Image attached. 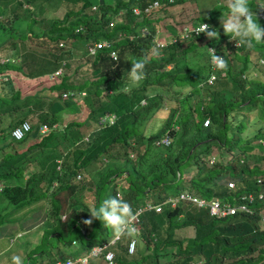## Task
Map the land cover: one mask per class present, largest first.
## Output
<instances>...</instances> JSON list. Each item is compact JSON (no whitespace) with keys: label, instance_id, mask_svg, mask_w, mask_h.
I'll list each match as a JSON object with an SVG mask.
<instances>
[{"label":"trees","instance_id":"obj_1","mask_svg":"<svg viewBox=\"0 0 264 264\" xmlns=\"http://www.w3.org/2000/svg\"><path fill=\"white\" fill-rule=\"evenodd\" d=\"M50 1L0 0V34L7 32L6 28L21 30L17 34L11 31L4 40H0V47L18 48L17 53L12 52L0 61V74L7 75L4 81H0V112L10 113L13 106H17L11 101L3 103L10 97L4 94L5 89L12 92L13 81L18 83L16 70L36 78L55 70L62 60L63 65L69 67L70 62L63 56H69L71 50L77 49L88 57L90 68L97 70L98 74L92 80L76 84L69 81L70 76L64 70L60 74L55 99L62 102L67 108L65 113L72 116L86 105L75 100L68 102L67 97L61 99L62 94L67 89L84 91L83 88H99L91 94L96 102L95 108L85 113L88 116L97 112V116L115 112L116 119L111 124L91 130L84 140L81 131L72 127V124L79 125V120L59 123V113L63 111L56 107L42 108L39 102L31 104L24 99L26 95L34 100L41 98L34 91L24 94L22 99V104H30L26 112L0 128V149L10 143L12 147L11 151L1 150L0 153V193L12 204L9 211L42 197L46 199L44 220L40 221L44 224L40 241L44 240V243L23 250L26 255L33 256L32 264H51L54 261L63 264L66 259H70L71 264H78L73 258L86 253L92 244L107 241L113 232L101 221L93 220L91 225H85L83 221L90 218L92 206L98 207L103 199L115 196L117 187L122 198L134 209L147 198L151 188L156 189L150 195L152 198L148 197L152 201H160L184 187L204 197L224 200L248 191L255 194L264 186V79L246 76L250 54H260L264 43L253 42L255 46L251 48L232 46L223 29L216 25L217 14L228 8L224 3H219L217 12L207 9L206 13L195 18L215 27L220 34L218 41L201 33L192 35L186 42L157 47L151 33L139 34L140 26L156 19L149 17L154 11L152 9L149 14L142 12L153 0H82L79 8L69 6L70 1L75 0H66L68 8L59 19L41 15V4ZM157 1L159 5L153 9L166 12V7L181 0ZM91 4H95L97 10L88 11ZM131 4L141 11L132 13ZM256 5L254 0H249V7L255 14L261 10ZM119 11L122 14H118ZM114 14L120 19L113 18ZM257 17L264 27V18ZM17 19H24L21 21L24 28L16 27ZM31 33L35 35L36 42ZM97 41L104 44L92 55L87 54V46ZM210 46L228 61L226 72L216 70L211 64L207 51ZM111 51L118 60L111 58ZM191 53L192 59L189 58ZM199 56L207 59V63H199ZM133 59L146 61V78L139 87L126 93L121 88L129 83L128 71ZM190 64L196 68L191 70ZM211 72L215 73V80L221 79L219 84L208 86L203 82ZM226 88L229 89L228 94L223 93ZM109 89L112 91L107 92ZM101 92L104 94L99 97ZM156 93L160 99L153 102L151 95ZM142 99L146 102L141 103ZM163 108L167 114L161 119L160 127L148 134L143 133L141 123L157 110L164 111ZM251 110L256 114L252 123L246 114ZM120 115L121 122L118 120ZM29 116L32 122L23 137L18 140L10 137L6 141L10 129L22 119L30 121ZM206 117L209 122L203 125ZM225 118H229V138L221 134ZM93 121L96 124V118ZM54 122L58 124L55 128L51 126ZM42 123L48 126V130L37 133L38 125ZM248 123L253 126L250 136L244 134ZM164 135L167 144L154 143ZM199 135L200 140L197 139ZM197 141H201L198 146L195 145ZM140 144H143L142 149ZM16 145L22 146L18 149ZM221 145L227 151H236L229 162L206 165L200 160L199 153L220 156ZM36 164L28 178L23 179V174L29 173ZM191 166L194 170L190 176L182 177V173ZM77 174L80 180H74ZM224 175L237 178L234 187L219 183ZM257 178L261 182L257 183ZM202 179L204 183L200 185ZM53 180H57L56 189L49 191ZM171 182L175 186L168 188ZM160 186L168 190H162ZM84 191L92 196L90 208L79 197L78 193L81 192L83 197ZM251 206L255 207L254 214L238 212L221 218L211 217L205 209L192 206L164 208L158 213L146 210L140 214L137 223L142 244L136 241L133 251L128 253L126 245L130 237L119 239L115 243L112 264H264V225L260 226L258 220V211L264 204L255 199ZM3 218L6 220L7 217L0 216V225H3ZM158 218L163 222L160 223ZM7 223L9 221L4 225ZM184 226L193 228L192 236L186 241L174 237V230ZM53 237L57 242L52 241ZM31 243L28 240V244ZM166 249L170 256L159 263L158 254ZM87 264L107 263L100 256L91 255Z\"/></svg>","mask_w":264,"mask_h":264},{"label":"rangeland","instance_id":"obj_2","mask_svg":"<svg viewBox=\"0 0 264 264\" xmlns=\"http://www.w3.org/2000/svg\"><path fill=\"white\" fill-rule=\"evenodd\" d=\"M81 1L82 0H76V2L75 1L70 2L69 6L72 8H79L81 5ZM108 1L109 0H104V2H108ZM215 1H217V0H181L178 3H174V4H171L168 7H166V12H163L161 9L155 10L152 13H150V15H149L150 18L156 17V19L153 20V22H151L153 24L154 28L152 27V25H150L148 27L147 26H140L143 29H141L142 31L139 29V34L143 35L142 32H144V31H145V33H147V31H150L151 33H153L155 31V29H160L158 37L159 36L161 37L163 35L165 25L171 27V29H172L173 28L172 25H177V23L182 22V21L193 20L192 18H194L198 15V11L194 6H198V9L200 12L201 11L205 12L207 9H211L213 7V4ZM41 5H42L41 15H45L48 17H56V18L60 17L61 13L65 9L68 8V6H66V4L64 5L60 2H56L55 0H52V2L51 1L48 2V4H41ZM261 5L264 8V0L262 1ZM31 12H33V11L31 10ZM33 14L35 15L34 12H33ZM171 15H172V18H171ZM163 16H164V19H160ZM178 18H183L184 20L180 21V20H178ZM17 21L18 22L15 23L16 27L18 29L24 28V25L21 22V21H24V19H22V20L17 19ZM34 24H36V22H33V25ZM6 31L7 32L0 34V40L3 39L4 37H7L9 34H11V31L16 32V34H17V32H19L21 30H11V29L6 28ZM31 38L35 40V35L32 33H31ZM154 40L155 41L157 40L156 37H154ZM6 42H5V44H6ZM35 42H36V40H35ZM5 46H6V48H5ZM5 46L0 47V60H4V58L6 56H9V54L12 52L17 53V51H18L17 47L11 48V47H8L7 45H5ZM33 47H35V43L33 44ZM152 48H149V49H152ZM237 50L239 51L240 49H237ZM31 52L34 53L36 51H31ZM254 54L255 53H251L250 55H254ZM208 55H209V53H208ZM63 57L66 60L68 59V62H70L69 67L64 66V68H63V71L65 70V72H67L68 75L70 76V78H68L70 82L72 81L73 83H76V84L80 83L81 84L85 80H92V79H94V77L97 76V74H98L97 70L90 68V64L87 61L88 57L81 55L79 50L73 49L70 51L69 56L65 55ZM189 58L190 59L193 58L192 53L189 55ZM198 58H201L198 60L199 63H205V62L207 63V59H202V56H199ZM79 62H82V63H81V65L77 66L79 64ZM166 66L168 67L169 65L167 64ZM190 67H191V70H194V67L196 68V66H194L193 64H190ZM16 71H17L18 83L14 84V81H13L12 92H7L5 89L4 94H7V96L8 97L10 96V97L8 99H5L3 101V103H6V101H11V102H15V105H17V106L16 107L13 106L14 108L11 109L13 111H11L10 113L0 112V128L5 127L7 125V123L9 122V120H11V119L15 118L16 116L26 112L27 108L29 107L28 105H30V104H28V105L22 104V99L25 96L24 94H31L34 91H36L41 96V98H37L36 100H34L31 98V96L26 95L24 97V99L29 101L31 104L39 102V106L42 108L47 106V107L53 109L54 107H56V109H58V111H63V112L59 113V118H61L59 123L65 122V121H68L71 119L79 120L80 124L79 125L72 124V127L78 128L81 131L82 135H84V136L86 135L87 132H89L95 128L93 118L96 117L97 112L90 113L88 116L85 112H87V110H89L90 108H95L94 106H95L96 102L94 103V98L91 94H93L99 88L98 89L83 88L84 91L86 90V92L84 93V91L82 90V94L79 95L80 97H78L77 94L81 90L80 91L72 90L73 91L72 94H74L73 97L72 98L67 97L66 101L72 103V101H74L73 99H75L74 102H76V103L84 102L86 106L80 107V109L81 108H83V109H81L78 112L73 113L71 116V113L70 114L65 113L67 111L66 106H64V104L62 102H58V100L55 99V97L58 95L59 80L61 78L60 76H56L53 78L51 76L50 72L49 73L46 72V73H43V74L37 76L36 78H34L30 75H26L25 73L22 72V70L21 71L16 70ZM247 73L248 74L246 76L249 78L257 77L259 80H263L264 79V63L261 65H259V64L255 65L250 60V64H249ZM249 73H251V74H249ZM0 80L4 81V79H2L1 77H0ZM220 80L221 79H219V77H218L216 80H214V84H219ZM54 84H56L57 86L53 87ZM201 86H203V85H201ZM124 88H125V86H123L121 88L122 91L124 90ZM172 89L174 90L175 88H172ZM16 90L18 91V93L16 92ZM67 90L69 91L71 89H67ZM228 90L229 89L226 88V91H223V93L228 94L229 93ZM111 91H112L111 89L107 90V92H111ZM202 92H203V90L201 91V94H202ZM43 94H45V96L42 97ZM103 94L104 93L101 92L99 94V97H102ZM62 96H64V95H62ZM151 96H152L153 102H158L160 99L158 97V93L152 94ZM61 99H63V97H61ZM140 102L144 103V102H146V100L143 99ZM170 103L173 104V101H170ZM163 110L164 111H162V112L161 111L159 112L157 110L152 117L146 118V120H144L141 123L140 127L142 128L143 133L148 134L150 131H155L158 129V127H160V125L162 123L161 119H163V117L167 114V111L164 108H163ZM253 112H254V110H251V111H249V113H246L247 116L250 118L251 123L255 122L256 114ZM112 113H114L116 115L115 112H112ZM29 118H32V117L29 116ZM153 118H159V120L157 121ZM118 120L121 122V120H122L121 115H120V118H118ZM249 125H250V123H248V126ZM223 126H224V128H223V131L221 132L222 137L224 135H227V137L229 138L230 134H231V130H229V118H225V120L223 121ZM252 127H253L252 125L247 127L244 130V134H247L250 136L252 134L251 133L252 129H253ZM7 138H10V135L6 136V138H5L6 141L8 140ZM197 139H199V140L201 139L200 135L198 136ZM211 140L212 139H209V141H211ZM200 142L201 141H197L195 143V145H197V146L200 145L201 144ZM21 146L16 145L15 148L20 149ZM142 147H143V144H140L139 148L142 149ZM224 148H226V147L224 145H221L220 149H219V150L223 151L222 155L225 154ZM1 150L11 151L12 150L11 143L9 146H6L5 148L0 149V153H1ZM130 151H133V150L130 149ZM235 152L236 151H231V152L226 151V157L231 158L235 154ZM42 154H44V153H42ZM205 154H208V153H205ZM227 159L225 158V161ZM200 160H202V159L200 158ZM204 162L206 163V165H208V164H211L212 162H218V161H212L210 163H209V161H204ZM232 162L233 163L235 162L234 159L232 160ZM227 164L229 165V163H227ZM35 166H37V164L31 168L29 173L23 174V179L28 178V176L33 172V168ZM187 167H185V168H187ZM193 168H194V166H193ZM176 177H177V173H176ZM79 178L80 177H78V178L75 177L74 180H76V179L80 180ZM34 179L36 180L35 176H34ZM71 181H73V180H71ZM203 183H204V180L202 179L200 185H202ZM4 186H6V184H4ZM167 186H168V188L174 187L175 183L171 182ZM160 188H161V186H160ZM55 189H56V186L54 189H50V187H49V191L55 190ZM155 190H156L155 188H151V191L147 194V198L148 197L152 198L150 195H152ZM157 190H159V189H157ZM162 190L167 191L168 189L164 188ZM78 194H79L80 199L86 203V206L88 208H90L92 206V202H93L91 199L92 198L91 194H87L85 191L82 193L83 197L81 196V192H79ZM0 196H1L0 197V213H1L0 216L2 217V214H3L7 217L6 220H5V218H3V225H0V264H11V257L13 255L21 256L22 259H24V264H32L33 263L32 262L33 256L26 255V252H23V250H28L29 247H39L40 245H43V243H44V240L40 241L41 229H44V224H40V221L43 219V217L45 215V209H46L45 201H46V199H45V197H42V199L40 198L38 201L32 202L31 204L26 205L22 208L9 211L12 204L8 201V199L2 193H0ZM61 217H63V216H61ZM7 221H9V223L4 225V223ZM158 221L160 223L163 222V220L161 218H158ZM24 228H25V230H24ZM17 231H19V232H17ZM110 231H112V230L110 229ZM16 232H17V234H15ZM192 234H193L192 226L179 227V228H176L174 230V237L180 238L183 241H186L187 238H190L192 236ZM28 240L29 241L31 240L33 242L29 245ZM135 240L138 241L139 245L142 244V240H141L139 235L135 236ZM52 241L57 242L54 237L52 238ZM121 243H123V241H121ZM135 246H136V244H135ZM111 249L115 253V251H116L115 244H113L111 246ZM168 251L169 250L166 249L165 252L158 254L159 263H163L169 258L170 254Z\"/></svg>","mask_w":264,"mask_h":264},{"label":"clouds","instance_id":"obj_3","mask_svg":"<svg viewBox=\"0 0 264 264\" xmlns=\"http://www.w3.org/2000/svg\"><path fill=\"white\" fill-rule=\"evenodd\" d=\"M262 1L263 0H261V1L260 0H254V2L257 3L256 7L258 9L261 8V10L264 9L261 5ZM130 6H131L130 10L132 13H137V12H134L135 8H137L139 11H141L137 6H135V4H131ZM227 7H228V12L225 13L226 18L223 20L220 19V23H221V26L223 29V34L228 36L227 39L229 41L234 40L236 42V45L245 46L248 48L255 46L253 42H255V44L264 43V27H262L261 24L258 22L257 15L252 11V9H250L249 0H228ZM88 10H90V11L96 10L95 4H91L89 6ZM152 10H154V9L152 8ZM151 11L149 10L148 12H146V14H149ZM142 12H144L143 9H142ZM118 14H122V12L119 11ZM49 18L52 19L55 17H49ZM113 18L120 19V17L117 14H114ZM198 22H201V21H182L180 24H177L176 26L179 27L180 25L185 24V23H198ZM176 26H174L175 29L173 31L166 33V35L163 37H158L157 33L160 30H156L153 33H151L150 31H147V33L149 32L152 34L151 38H152V41L154 42V44L158 40L163 41V44L161 46L167 45V44H174L176 42H179V43L186 42L187 40H189L190 37L188 39H181L178 37L179 32H177L178 29ZM139 29L141 30L143 28L140 27ZM193 32L197 36L200 35L201 33H203L210 40L218 41L220 39V34L217 31V29L215 27H213L212 25L207 24V23H200L198 27H195L194 29H192V33ZM142 33L145 34V31ZM154 37H156V39H157L156 41L154 40ZM174 37H175V39L170 41V39L174 38ZM60 45H62V42L60 43ZM207 51L210 55V62L214 66V68L218 71L226 72L228 69V61L225 60L224 56L217 55L215 48H208L207 47ZM263 51H264V49L262 50V52L260 54L251 55L250 60L252 61V63H254L255 65L257 64L258 56L261 55L263 53ZM114 58L118 60V57H114ZM0 61H2V60H0ZM59 67L61 68L60 73L57 75H53L52 76L53 78L56 76H60V74L63 72V68H64L63 60L61 61V65ZM145 68H146V61L144 59H133L131 61V68L128 71L129 83L124 88V91L126 93H130L132 88L140 86L141 82L146 78ZM50 73H52V72H50ZM211 73H213V72H211ZM0 77L5 80L7 78V75L0 74ZM206 77L203 81L205 84L211 85L214 83L215 79L210 84L206 83ZM222 81H224V80H222ZM79 95L80 94H78V97H79ZM62 97H65V96H62ZM107 114H109V113H107ZM110 114L113 115V118H114L113 121H114L116 119V115L112 112ZM97 116L95 117L96 121H97ZM206 118H208V117H206ZM25 119L27 120V118H25ZM28 121H29V119H28ZM29 122L31 124L32 121L30 120ZM112 122L106 121V122H104L103 125H100V126H98V125L96 126V124H97L96 123L95 128L102 127L106 124H111ZM208 122H209V120H208ZM42 124H45V123H42ZM40 125H38L37 133H44V132H46V130H48V126L46 125L47 129L43 132H40V130H39ZM203 125H206V124H203ZM51 126L55 128L58 126V124L56 122H54V123H52ZM89 132H87L86 135L83 137L84 140L87 139ZM9 135H10V132H9ZM15 140H18V139H15ZM164 141L165 140H163V139H161V140L158 139V140H155L154 143L159 144V143H162ZM225 162H227V160ZM77 175L75 177H77ZM78 177H79V175H78ZM233 178H236V177H233ZM220 180H219V183H222ZM236 180H237V178H236ZM55 186L50 187V189H54ZM229 188H232V187H229ZM0 190H2V189H0ZM185 190L192 192L186 188H185ZM178 191H180V190H178ZM178 191H176V192H178ZM193 194L197 195V196H201L198 193H193ZM201 197H203L205 199L214 198V197H204V196H201ZM145 199H148V198H145ZM215 199H218V198H215ZM219 200H221V199H219ZM259 201L263 202V204H264V197L262 200H259ZM178 206H184L185 208L192 206L195 208L205 209L209 216L214 217V218H219V217H215L213 215H210L208 213L207 208H204V207H196L195 205H185L183 203L178 204ZM175 207H177V206H175ZM175 207H173V208H175ZM164 208H168V207H164ZM253 208L255 209V207H253ZM262 210H264V207L258 211V220H259V212ZM238 212L239 213H245V212L236 211L234 214H236ZM89 213H90V218L85 219L83 221V223L85 225H91L93 223V220L101 221L104 227L112 230L113 236L116 240H119L123 237H132L134 235H138L137 230L133 224V220H134L133 209H132L131 205L127 201H125L121 196H118V195L117 196H109V197L103 199L99 203L98 207L92 206L89 209ZM252 214H254V213H252ZM229 216H231V215H229ZM229 216H225V217H229ZM259 225L262 226V225H264V223H261L259 221ZM92 245H94V244H92ZM101 248L102 247L96 248L95 251L99 252ZM11 264H24V259H22V257L19 255H13L11 257Z\"/></svg>","mask_w":264,"mask_h":264},{"label":"built area","instance_id":"obj_4","mask_svg":"<svg viewBox=\"0 0 264 264\" xmlns=\"http://www.w3.org/2000/svg\"><path fill=\"white\" fill-rule=\"evenodd\" d=\"M158 4L157 0H153L151 3H149L147 6H145L143 8L144 12H148L149 10H151L152 8L156 7ZM139 10L137 8L134 9V12H138ZM260 18H264V9L258 11L256 13ZM200 23H206L205 21H201L198 23H185L180 25L179 27H177L178 31V37L181 39H188L189 37H191L192 35H196L194 32L192 33V29H194L195 27H198ZM174 38H171L170 41L174 40ZM231 39V38H230ZM231 44L232 46H236V42L234 40H231ZM104 42L102 41H97L94 42L93 44H89L87 46V52L89 55H92L94 53V51L96 50V48L100 47L101 45H103ZM157 46H161L163 44V41H156L155 43ZM208 48H214L213 46H210ZM216 50V49H215ZM217 54V53H216ZM111 56V58L114 59L115 57V53L114 52H110L109 54ZM218 55V54H217ZM210 57V56H209ZM258 62L259 63H264V51L261 55L258 56ZM61 71L60 67H57L55 70L52 71L51 76L53 75H57L59 74ZM215 79V74L214 73H209L206 77V83L210 84L213 82V80ZM73 91L72 90H67L66 92L63 93V95L65 97H73L74 94H72ZM78 94H82V91H80ZM77 94V95H78ZM75 100V99H73ZM113 115L112 114H107V113H102V114H98L97 116V125H103L104 122L108 121V122H112L113 121ZM208 123V119L205 118L203 120V124H207ZM30 129V122L26 119L21 120L18 124L14 125L11 130H10V136L13 139H20L23 137L24 133L27 132ZM47 129L46 124H41L40 125V132H43ZM212 158L209 159V162H212ZM78 177V175H77ZM226 187H234L235 185V181L236 178L233 177H229V176H225L220 180ZM256 182H261L260 178L256 179ZM57 184V180H54L51 183V187H54ZM121 196L122 194L120 192L119 189H116L115 191V196ZM264 197V186L255 194H253L252 192L248 191L246 193H241L240 195H238L237 197L232 196L231 199L229 200V198H225L224 200H219V199H215V198H211V199H205L201 196H197L194 195L192 192H189L185 189H182L174 194H170L167 195L166 197H164L162 200L160 201H152L150 199H144L142 202H140V204H138L137 206H135V208L133 209V213H134V220H133V224L137 230V233L139 235V227L137 225L138 221H139V216L142 212L146 211V210H153L155 212H160L162 211V209L164 207H168V208H173L175 206H178V204H185V205H195L196 207H204L207 208L208 213L210 215H213L215 217H225V216H229L234 214L236 211H240V212H245L248 214H251L254 212V208L253 206H251L252 202L256 200H262ZM259 221L261 223H264V210L259 212ZM135 236H132L129 238L128 242H127V252H132L133 248L135 246ZM116 240L114 238V236L112 235L111 237H109V239L107 241L101 242V243H95L94 245L90 246L87 250L86 253L82 254V255H77L75 258H73L75 261L78 262V264H87L88 260L90 258V256H100L102 258L103 261H105L107 264H112L113 263V259H114V252L111 249V246L113 244L116 243ZM100 251L97 252L95 251L96 248H100ZM71 260L70 259H66L63 261V264H71ZM51 264H59L58 261H54Z\"/></svg>","mask_w":264,"mask_h":264},{"label":"crops","instance_id":"obj_5","mask_svg":"<svg viewBox=\"0 0 264 264\" xmlns=\"http://www.w3.org/2000/svg\"><path fill=\"white\" fill-rule=\"evenodd\" d=\"M66 0H56V2H60V3H62V4H66V2H65ZM76 1V0H75ZM71 2V1H70ZM104 3V2H103ZM219 3H224V5H226L227 6V4H228V0H217V1H215L214 2V4H213V7L211 8L212 10H211V12L213 13H215V12H217V8L216 7H218L219 6ZM105 4V3H104ZM257 4V3H256ZM196 9H197V11H198V15H202V14H204V13H206V11L205 12H200L199 11V9H198V6H194ZM254 8V7H253ZM257 8H255V10H256ZM154 11H155V9H154ZM64 12V11H63ZM63 12L61 13V15H60V17L62 16V14H63ZM228 12V8L227 9H223V11L221 12V13H219V14H217L218 16H217V18H216V21H217V23H216V25H217V27H219V28H221L222 29V26H221V23H220V19L221 20H223V19H225L226 18V16H225V13H227ZM197 15V16H198ZM60 17H58V18H56V19H59ZM178 17V16H177ZM47 18H49L48 16H47ZM171 18H172V15H171ZM195 18L196 17H194V18H192L193 20H190V21H198V20H195ZM198 18H200V17H198ZM197 19V18H196ZM178 20H180V21H182V20H184L183 18H178ZM153 22V21H152ZM181 22H179V23H177V24H180ZM150 25H152V27L154 28V26H153V24L152 23H150V22H146L145 23V26H150ZM173 26V28L171 29V27H169V26H167V25H165V28H164V31H163V35L161 36V37H163V36H165L166 35V33H168V32H171V31H173L174 29H175V27L174 26H176V25H172ZM177 27V26H176ZM156 30H160V29H155V31ZM160 32V31H159ZM159 32L157 33V34H159ZM160 37V36H159ZM31 121H32V118L30 119ZM161 139H163V140H165L164 142H162V144L164 143H166L167 144V142H168V140L166 139V137H165V135L164 136H162L161 138H160V140ZM260 140V139H259ZM207 141H209V139L207 140ZM261 142H262V140H260ZM211 148H213L214 150H217V148L215 147V146H212ZM226 151L227 150H225L224 149V152H225V154L224 155H222V150H221V153H219L220 154V156H218V157H216V156H214V155H212V154H210L209 152H206V153H208V154H200L199 153V157L202 159V161H209L208 159H210V158H212V160L213 161H218L217 163L218 164H222V163H225L224 161H225V158L227 159L228 157H226ZM227 162H229V158H228V160H227ZM210 163V162H209ZM214 162H212L211 164H213ZM211 164H208V165H211ZM194 170V168H193V166H191V168L190 169H187L186 171H184L183 173H182V177H184V178H188L189 176H190V174L192 173V171ZM179 176V174L177 173V177ZM225 176V175H224ZM226 176H229V175H226ZM182 189H185V187L184 188H182ZM182 189H180V190H182ZM231 199V198H230ZM229 199V200H230ZM259 201V200H258ZM261 202V201H260ZM24 230H25V228H24ZM17 234V233H16ZM31 241V240H30ZM33 242V241H32Z\"/></svg>","mask_w":264,"mask_h":264}]
</instances>
